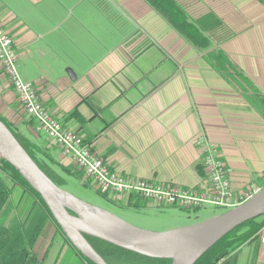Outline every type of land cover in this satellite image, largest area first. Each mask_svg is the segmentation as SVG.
I'll return each instance as SVG.
<instances>
[{
	"label": "crops",
	"instance_id": "0c3cea01",
	"mask_svg": "<svg viewBox=\"0 0 264 264\" xmlns=\"http://www.w3.org/2000/svg\"><path fill=\"white\" fill-rule=\"evenodd\" d=\"M177 1L204 29L207 48L147 0H0V20L22 77L111 172L207 190L204 135L242 195L264 178V0ZM0 115L56 161L74 163L37 130L1 63ZM130 196L138 195L118 197L126 204ZM204 213L194 222L217 214ZM44 236L47 243L61 236L60 250L72 249L83 264L50 221L38 242ZM263 251L260 238L247 242L234 264H264Z\"/></svg>",
	"mask_w": 264,
	"mask_h": 264
},
{
	"label": "water",
	"instance_id": "95a60500",
	"mask_svg": "<svg viewBox=\"0 0 264 264\" xmlns=\"http://www.w3.org/2000/svg\"><path fill=\"white\" fill-rule=\"evenodd\" d=\"M67 74L77 75L72 67ZM0 157L16 168L47 204L67 239L86 258L108 264L87 235L154 257H170L172 264H194L202 254L245 221L264 214V186L238 206L207 219L168 230L144 229L78 198L57 185L32 158L0 118ZM73 212V213H72Z\"/></svg>",
	"mask_w": 264,
	"mask_h": 264
},
{
	"label": "trees",
	"instance_id": "16d2710c",
	"mask_svg": "<svg viewBox=\"0 0 264 264\" xmlns=\"http://www.w3.org/2000/svg\"><path fill=\"white\" fill-rule=\"evenodd\" d=\"M263 1V0H260ZM158 13L163 16L174 29L184 35L194 46L208 47L209 42L203 41L204 29L199 28L196 20L189 15L181 2L177 0H147ZM202 39V40H201ZM207 40V39H206ZM13 134H16L23 147L32 156L40 168L52 178L58 185L64 187L67 184V176H77L76 171L69 166L56 161L44 148L38 147L29 138L20 134L15 126L0 115ZM80 168V167H79ZM81 169V168H80ZM18 187L22 191L21 200H32L26 220L16 218V221L5 224L7 206ZM139 206L138 203H133ZM145 204L141 205L144 206ZM175 206V205H174ZM191 209V208H186ZM73 213V212H72ZM52 222L58 232H61L67 243V239L60 226L53 218L47 204L41 195L33 189L19 171L10 163L0 160V264H44L35 250V244L45 228L47 222ZM264 229V214L257 218L245 221L234 228L230 233L222 237L214 246L202 254V257L194 264H234L237 259V250L247 242L259 241L260 233ZM91 244L99 254L106 259L108 264H172L170 257H154L143 255L137 251L113 245L105 240L87 235ZM84 261L83 264H96L83 256L75 246H72Z\"/></svg>",
	"mask_w": 264,
	"mask_h": 264
},
{
	"label": "built area",
	"instance_id": "2783aa9c",
	"mask_svg": "<svg viewBox=\"0 0 264 264\" xmlns=\"http://www.w3.org/2000/svg\"><path fill=\"white\" fill-rule=\"evenodd\" d=\"M19 54L14 47L13 39L8 34L0 20V63L9 78L18 101L25 112L36 122L39 132H44L85 174L92 180L94 186L109 195L125 196L135 194L149 201L155 207L179 206L183 208H198L201 206L229 209L242 204L254 192L237 198L227 177L224 160L219 156L217 146L204 135L199 136L204 148V164L209 174L210 188L200 190L191 187L155 183L148 179L124 176L111 172L106 161L99 157L83 138L67 129L58 118H55L39 98L38 91L30 80L22 77L19 68ZM1 160V157H0Z\"/></svg>",
	"mask_w": 264,
	"mask_h": 264
},
{
	"label": "rangeland",
	"instance_id": "374dc122",
	"mask_svg": "<svg viewBox=\"0 0 264 264\" xmlns=\"http://www.w3.org/2000/svg\"><path fill=\"white\" fill-rule=\"evenodd\" d=\"M70 169L76 171L77 176H67V184L63 187L70 193L76 195L86 203L103 208L114 216L131 222L138 227L151 229L155 231L173 229V227L187 226L197 219L205 216L204 211H216L220 213L226 209L217 207L215 210L211 207H202L186 209L179 206H163V207H150L149 201L141 198L130 196L126 199L128 202L122 203L121 198L115 195H109L96 188L92 180L85 174L83 169H80L76 164L68 165ZM261 184H256L254 187L242 195H236L237 198H242L251 192L264 186V178ZM16 191V192H15ZM6 208L7 217L5 224H10L20 219L25 221L26 216L30 210L32 200L24 198L21 200L22 191L16 188ZM142 199V200H141ZM133 203H138L140 206L135 207ZM125 204V205H124ZM144 205L142 207L141 205ZM41 237V236H40ZM39 237V238H40ZM261 243L264 245V229L260 233ZM61 236H57L47 243L45 236L36 244L38 254L45 255L44 264H81L73 250L62 249ZM263 248V247H262ZM261 248V249H262ZM264 257V251H263ZM261 257V259H263Z\"/></svg>",
	"mask_w": 264,
	"mask_h": 264
}]
</instances>
